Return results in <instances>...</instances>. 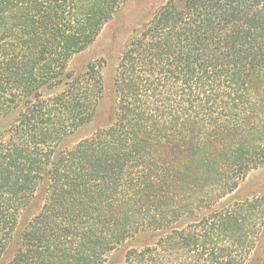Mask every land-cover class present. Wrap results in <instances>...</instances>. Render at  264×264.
<instances>
[{
    "label": "trees",
    "instance_id": "16d2710c",
    "mask_svg": "<svg viewBox=\"0 0 264 264\" xmlns=\"http://www.w3.org/2000/svg\"><path fill=\"white\" fill-rule=\"evenodd\" d=\"M126 1L0 0V264H109L126 241L117 264H243L255 246L264 189L226 196L264 167V0L156 7L100 122L101 70L68 62Z\"/></svg>",
    "mask_w": 264,
    "mask_h": 264
},
{
    "label": "rangeland",
    "instance_id": "374dc122",
    "mask_svg": "<svg viewBox=\"0 0 264 264\" xmlns=\"http://www.w3.org/2000/svg\"><path fill=\"white\" fill-rule=\"evenodd\" d=\"M166 0H127L116 14L109 20L96 37L95 41L85 50L75 54L68 62V69L73 72L84 70L88 63H95L101 70L103 81L106 87L105 98L102 102L104 113L101 121H106L110 115L108 105V95L111 85V76L117 62V56L122 48L123 43L130 35L133 26L142 23L150 13ZM6 88V84H4ZM4 96V92L0 97ZM89 130V129H88ZM88 130H83L87 133ZM80 134V135H82ZM72 138L71 141H74ZM264 189V167L251 170L246 177L239 183L237 188L226 196L229 200H240L251 197ZM35 212V211H34ZM132 241H126L119 253L110 256L109 264H117L125 248L133 245ZM115 258V259H114ZM243 264H264V226L256 239L254 248L245 256Z\"/></svg>",
    "mask_w": 264,
    "mask_h": 264
}]
</instances>
